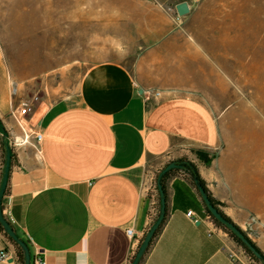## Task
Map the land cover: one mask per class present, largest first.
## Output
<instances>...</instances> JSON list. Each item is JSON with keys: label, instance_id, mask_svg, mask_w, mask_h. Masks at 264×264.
Listing matches in <instances>:
<instances>
[{"label": "crops", "instance_id": "crops-1", "mask_svg": "<svg viewBox=\"0 0 264 264\" xmlns=\"http://www.w3.org/2000/svg\"><path fill=\"white\" fill-rule=\"evenodd\" d=\"M45 78L42 104L16 120L34 78L16 73L0 47V120L16 155L2 212L33 260L130 264L156 217L155 174L181 161L195 166L222 213L264 253V170L224 151L219 118L197 96L149 91L110 60L62 73L55 84ZM1 162L0 151V173ZM173 170L167 218L142 264H257L208 217L189 171ZM1 254L8 259L0 264H19L2 233Z\"/></svg>", "mask_w": 264, "mask_h": 264}, {"label": "rangeland", "instance_id": "rangeland-1", "mask_svg": "<svg viewBox=\"0 0 264 264\" xmlns=\"http://www.w3.org/2000/svg\"><path fill=\"white\" fill-rule=\"evenodd\" d=\"M177 2L186 15L158 0H0V47L34 78L30 111L45 77L114 61L149 91L197 96L219 118L224 151L263 171L264 0Z\"/></svg>", "mask_w": 264, "mask_h": 264}, {"label": "water", "instance_id": "water-1", "mask_svg": "<svg viewBox=\"0 0 264 264\" xmlns=\"http://www.w3.org/2000/svg\"><path fill=\"white\" fill-rule=\"evenodd\" d=\"M176 13L178 16H184L189 12V6L186 2H182L176 5L175 7ZM140 93L142 91L140 90ZM10 150L9 148H6L5 152V164H4V170L0 182V226L3 229V232L5 235L13 241L23 252L24 256V264H31V257L28 250L27 245L16 235L15 231L11 227V225L8 223V221L4 218L3 212H2V199L4 196V193L6 191L7 182L9 178L10 173ZM180 164L171 162L168 165H166L158 174V177L156 179V189L158 191L159 199H160V213L156 220V222L153 224V226L148 230L146 235L144 236L142 242L140 243V246L138 248V251L134 257V260L132 264H137L140 256L145 251L147 246L149 245L155 231L157 230L158 226L160 225L161 221L164 217V212L166 209V200L164 197V191L161 186V177L166 174L168 171L179 168ZM194 185L199 193L206 209L209 211V213L212 215V217L217 220L219 223L227 227L237 238H239L242 243L251 251V253L256 257L259 258L258 252L250 245L247 240L244 238L243 233L238 230L232 223L225 220L222 215L219 213V211L214 207V205L211 203L210 199L208 198L203 186L199 183L198 180H194Z\"/></svg>", "mask_w": 264, "mask_h": 264}, {"label": "trees", "instance_id": "trees-1", "mask_svg": "<svg viewBox=\"0 0 264 264\" xmlns=\"http://www.w3.org/2000/svg\"><path fill=\"white\" fill-rule=\"evenodd\" d=\"M6 148H9L10 150V157H11V161H10V172L12 170V168L15 166L16 164V155H15V152H14V149H13V146L11 145L10 141H9V134L5 128V126L3 125V123L1 122L0 120V151H1V156H2V162H1V173H0V182H1V178H2V174H3V170H4V164H5V152H6ZM197 158L203 162L204 164H208L210 161H211V158L208 154L206 153H203V152H198L197 153ZM180 164V167L182 168H185L187 169V171H189V174H190V178H191V181H192V184L194 185V180H198L199 183L203 186L208 198L210 199L211 203L214 205V207H216V209L219 211V213L222 215V217L227 220L228 222L232 223L238 230H240L242 233H243V236L244 238L247 240V242L252 245V247L258 252L259 254V258H256L252 253L251 251L242 243V241L237 238L227 227H225L224 225H222L221 223H219L217 220H215L212 215L209 213V211L206 209L205 205V211H206V214L208 215V217L214 222L215 225H217L218 227L222 228L225 232L228 233V235L234 240L235 243H237L244 251V253L251 259L253 260L255 263L257 264H264V253L256 246L255 243H253L248 237L247 235L245 234V232H243L240 228H238L227 216H225L222 211L219 209V204L216 200H214L210 193L208 192V190L206 189L205 185H204V182L203 180L200 178L199 174H198V171L197 169L195 168V166L190 163V162H186V161H181V162H178ZM173 171L175 170H170L168 171L166 174H164L162 177H161V186H162V189L164 191V197H165V200H166V191H165V179L168 177V175L170 173H172ZM159 174V173H158ZM158 177V175H157ZM8 182H9V178H8ZM8 182H7V187H8ZM7 187H6V191L4 193V195L6 194L7 192ZM195 187V185H194ZM204 204V203H203ZM159 213H160V199H159V195L157 196V213H156V217L153 219L152 223H151V226L150 228L153 226V224L156 222L158 216H159ZM166 218H167V210L165 209V212H164V217H163V220L161 221L160 225L158 226L157 230L155 231L149 245L147 246V248L145 249V251L142 253V255L140 256L137 264H142V262L144 261V258L146 257L153 241L155 240V238L157 237V235L159 234L160 230L162 229L165 221H166ZM0 233H2L6 239L11 242L15 249H16V257H17V260H18V263L19 264H24V256H23V252L22 250L13 242L11 241L6 235L5 233L3 232V229L1 228L0 226ZM18 236V235H17ZM19 237V236H18ZM20 238V237H19ZM28 247V250H29V253H30V244L29 242H26L25 240H23L22 238H20ZM140 246V245H139ZM138 246V248H139ZM138 248L133 256V258L131 259L130 261V264H132L133 260H134V257L138 251ZM31 257V256H30ZM31 264H33V259L31 258Z\"/></svg>", "mask_w": 264, "mask_h": 264}, {"label": "built area", "instance_id": "built-area-1", "mask_svg": "<svg viewBox=\"0 0 264 264\" xmlns=\"http://www.w3.org/2000/svg\"><path fill=\"white\" fill-rule=\"evenodd\" d=\"M29 111H30V108H29V106H28V103H23V104L21 105V107H20L19 109H17L15 119L17 120L18 117H24V116H27V114L29 113ZM17 122H18V121H17ZM18 123H19V122H18ZM41 137H42L41 134H39V133L36 134V136H35L36 141L39 142V141L41 140ZM186 215H187L188 217H190V216H191V212L188 211V212L186 213ZM126 235H127L130 239L135 240V235L133 234V231H132L131 229H127V230H126ZM133 255H134V253H133ZM133 255H132V256H133ZM0 259H2V260H4V261L7 260V259H8L7 254H1V255H0ZM33 264H46V262H45L44 259L38 257V258H36V259L33 260Z\"/></svg>", "mask_w": 264, "mask_h": 264}]
</instances>
